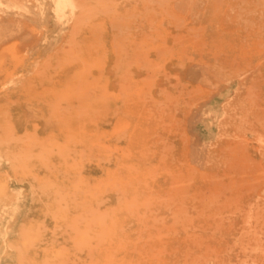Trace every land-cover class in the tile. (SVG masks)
I'll return each instance as SVG.
<instances>
[{"label":"rangeland","instance_id":"374dc122","mask_svg":"<svg viewBox=\"0 0 264 264\" xmlns=\"http://www.w3.org/2000/svg\"><path fill=\"white\" fill-rule=\"evenodd\" d=\"M77 1L0 0V264H264V0Z\"/></svg>","mask_w":264,"mask_h":264},{"label":"bare ground","instance_id":"6f19581e","mask_svg":"<svg viewBox=\"0 0 264 264\" xmlns=\"http://www.w3.org/2000/svg\"><path fill=\"white\" fill-rule=\"evenodd\" d=\"M53 2H54V4H55V9H54V11L56 12L57 11V13H59V11L61 12V14H63V13H67V15H66V18H68V17H74V16H76L77 15V10L79 9V4H78V1L77 0H53ZM21 8H23V7H21ZM43 17V18H46L47 16H48V11H42V12H40V14H39V17ZM59 17H60V15H59ZM9 131V130H8ZM7 131V132H8ZM50 143H51V141H50ZM67 145V144H66ZM32 146V145H31ZM51 150H52V148H51ZM54 150V149H53ZM53 152V151H52ZM71 152V151H70ZM22 155V154H21ZM39 157H40V155H39ZM41 157H42V153H41ZM72 157V156H71ZM44 158V157H43ZM4 159H6V161H8V160H11L10 159V157L7 155V151H5L4 149H0V164L1 163H3V161H4ZM15 159H16V157H15ZM29 159V158H28ZM32 159V158H31ZM82 159V158H81ZM44 161H45V159H44ZM43 161V162H44ZM47 161H49V159H47ZM75 161V160H74ZM92 161V160H91ZM29 162V161H28ZM25 163V162H24ZM19 164H21V163H19ZM94 167L96 168V169H98V165H94ZM26 168H28V164H27V167ZM23 169H24V167H23ZM99 170H101L100 169V167H99ZM24 171V170H23ZM25 172V171H24ZM82 172V171H81ZM26 173V172H25ZM6 174V173H5ZM81 176V175H80ZM81 178V177H80ZM78 181V180H77ZM79 181H81V180H79ZM78 181V182H79ZM76 183V182H75ZM82 184V183H81ZM76 186V185H75ZM75 188H79V186L78 187H75ZM72 196V195H71ZM56 240V239H55ZM13 248H16L17 246L16 245H13L12 246ZM19 247V246H18ZM5 248H10V247H5ZM21 248V247H20ZM19 249V248H18ZM27 253V252H26ZM20 259V258H19ZM50 264V263H49Z\"/></svg>","mask_w":264,"mask_h":264}]
</instances>
